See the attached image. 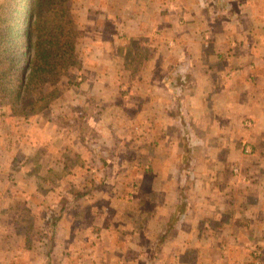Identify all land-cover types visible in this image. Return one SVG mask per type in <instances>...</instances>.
Listing matches in <instances>:
<instances>
[{"label":"crops","instance_id":"0c3cea01","mask_svg":"<svg viewBox=\"0 0 264 264\" xmlns=\"http://www.w3.org/2000/svg\"><path fill=\"white\" fill-rule=\"evenodd\" d=\"M76 1L69 96L0 106V264H264V0Z\"/></svg>","mask_w":264,"mask_h":264},{"label":"trees","instance_id":"16d2710c","mask_svg":"<svg viewBox=\"0 0 264 264\" xmlns=\"http://www.w3.org/2000/svg\"><path fill=\"white\" fill-rule=\"evenodd\" d=\"M71 1L3 0L0 13V85L18 82L16 95L21 97L22 88L28 89L32 85L26 79L29 70L33 77L50 76L51 85L55 87L61 76L75 66L76 30L68 17ZM179 77L181 80L180 74ZM183 82L182 86H186L185 80ZM37 103L32 102L25 111L37 112L47 107V97L41 96V106L37 107ZM54 224H57L56 218Z\"/></svg>","mask_w":264,"mask_h":264},{"label":"rangeland","instance_id":"374dc122","mask_svg":"<svg viewBox=\"0 0 264 264\" xmlns=\"http://www.w3.org/2000/svg\"><path fill=\"white\" fill-rule=\"evenodd\" d=\"M3 3V0H0V13H1V5ZM78 12H79V5L77 4V1L76 0H72L71 1V4H70V10H69V15L68 17L71 19L72 21V24H81L80 22H78V19L75 18V16L78 15ZM2 17L0 16V19ZM76 38H77V34H76ZM66 40V39H65ZM77 62L75 64V66H72L69 68V70L64 73L61 78H60V81L58 83V89H55V87H53V85H51V81H52V78H50V76L48 75H41V76H37L36 77H33L34 74L31 75L32 71L29 70L27 72V78L29 83H32V85L26 89V88H22L21 90V97H18L16 95V87L18 86V82H14L13 84L12 83H8V82H4L3 85H0V106H4V107H7L8 105L10 106H13L15 110H18L19 111V114H21L22 112H27L25 110H28L30 107H31V104L32 102H38L37 103V107L41 106L40 105V98L41 96H45L47 97V108H50L52 105H56L55 104V100L56 98L58 97H63V94L62 96L60 95L61 91H64V99L66 97L69 96V94L67 95V91L70 87H72L73 85H75V69L78 68L79 66V62H80V59L79 57L76 55L75 59H74V62ZM15 73V71H13ZM31 77H33V80L31 79ZM40 78H43L42 80H40ZM10 79H14V78H10ZM9 80V79H8ZM62 81V82H61ZM60 82L61 83H64V89H62L60 87ZM60 95V96H59ZM6 104V105H5ZM13 104V105H12ZM44 104V103H43ZM26 108V109H24ZM73 113H70L69 115H71ZM73 117V115H72ZM107 165V163H106ZM88 170V172L90 171L89 168L86 169V171ZM131 171V170H130ZM118 172L117 170H113L112 173L113 175ZM129 172V170H128ZM99 186H97L98 188ZM94 187H91V190L93 189ZM82 191V190H81ZM83 193V192H82ZM59 209H57L55 212L57 213L56 214V217L59 218L58 216L61 215V212L59 213L58 212ZM109 216H106L107 217V221L110 220V214H108ZM51 217H54V215H52ZM55 217V218H56ZM107 224H111L110 222H108ZM106 224V225H107ZM95 228H98V226L96 225H93ZM95 235L96 233H99L97 232L96 230L93 231ZM102 236L99 234L98 236L95 237V242H93V245H95V243L99 240H102ZM77 257V256H76ZM78 261H80L79 259H83L82 256L80 257H77ZM76 261V259H75ZM83 264H84V261L82 260L81 261Z\"/></svg>","mask_w":264,"mask_h":264},{"label":"built area","instance_id":"2783aa9c","mask_svg":"<svg viewBox=\"0 0 264 264\" xmlns=\"http://www.w3.org/2000/svg\"><path fill=\"white\" fill-rule=\"evenodd\" d=\"M247 126H251V123L249 122V123H247Z\"/></svg>","mask_w":264,"mask_h":264}]
</instances>
